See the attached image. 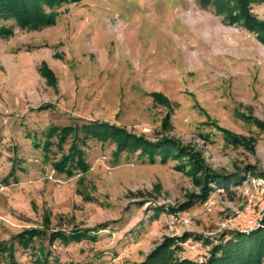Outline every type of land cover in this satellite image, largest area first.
<instances>
[{
	"label": "rangeland",
	"instance_id": "374dc122",
	"mask_svg": "<svg viewBox=\"0 0 264 264\" xmlns=\"http://www.w3.org/2000/svg\"><path fill=\"white\" fill-rule=\"evenodd\" d=\"M249 7L264 21V2ZM53 11L37 29L0 20L13 28L0 36V247L15 256L0 264H140L169 238L179 259L205 264L232 237L264 232L239 216L264 175L258 34L200 0H71ZM96 121L181 154L152 161L113 140L83 144L79 131L88 168L58 170L77 134L49 142L51 130ZM26 229L48 231L24 246ZM52 231L87 235L50 241Z\"/></svg>",
	"mask_w": 264,
	"mask_h": 264
},
{
	"label": "trees",
	"instance_id": "16d2710c",
	"mask_svg": "<svg viewBox=\"0 0 264 264\" xmlns=\"http://www.w3.org/2000/svg\"><path fill=\"white\" fill-rule=\"evenodd\" d=\"M71 0H0V20L13 19L17 25L23 28L37 29L55 22L56 12L53 8L62 2ZM77 1V0H73ZM204 6L213 5L218 13L224 14L225 18L230 22L243 21L250 29L254 30L259 38L264 42V21H259L257 17L250 10L251 2H264V0H200ZM13 28L5 25L0 26V36H7L12 34ZM155 97L161 100H167L161 93H155ZM56 128V129H55ZM81 131L84 137H78ZM72 133L77 134V142L74 140L72 153L63 157V160L56 164L58 170L67 171L69 174L73 173L74 167H80L86 170L88 167L84 160V152L77 145L79 138L86 143L89 138H95L100 141L113 140L117 141L120 152H136L140 151L142 156H148L150 160L154 161L159 155L166 160L171 155H176L180 148L176 143L166 140L158 144L148 143L138 139L136 135L129 133L125 128L119 127L108 122H93L84 124L82 126H66L59 130L54 127L49 133V142L53 135H60V141H65ZM76 138V137H75ZM144 143H143V142ZM181 154V153H180ZM230 184L240 182L241 176L235 175ZM228 183L223 186L228 187ZM47 229H26L19 237L24 246L29 245L36 236L47 235ZM87 235V233H84ZM81 232H75L67 235L61 231H52L49 240L53 241L56 238H61L68 242L70 239H79ZM236 237L229 239L222 247H217L216 255H213L205 264H253L259 261L264 256V232L252 234L245 239L235 241ZM176 242L173 239L166 240L160 247L152 252L146 260L140 264H202L193 261L192 259H179L174 245ZM222 252L219 254V252ZM8 253L9 257L14 260V247L2 245L0 247V255ZM48 256V255H47ZM47 256H40L36 259L37 264H47ZM16 262V261H12ZM11 264H15L12 263Z\"/></svg>",
	"mask_w": 264,
	"mask_h": 264
},
{
	"label": "built area",
	"instance_id": "2783aa9c",
	"mask_svg": "<svg viewBox=\"0 0 264 264\" xmlns=\"http://www.w3.org/2000/svg\"><path fill=\"white\" fill-rule=\"evenodd\" d=\"M253 183L255 185V189L252 194L249 195L248 204L246 209L242 211V213H238V215L242 218L247 213L246 219L244 221L245 225L242 227L245 231L250 228H260L264 226V175L259 177L258 179H254ZM253 213L252 216H250Z\"/></svg>",
	"mask_w": 264,
	"mask_h": 264
}]
</instances>
